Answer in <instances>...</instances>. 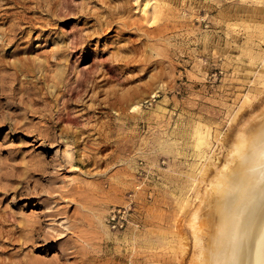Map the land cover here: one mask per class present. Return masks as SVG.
<instances>
[{"label": "rangeland", "instance_id": "1", "mask_svg": "<svg viewBox=\"0 0 264 264\" xmlns=\"http://www.w3.org/2000/svg\"><path fill=\"white\" fill-rule=\"evenodd\" d=\"M69 2L49 23L41 10L7 11L44 22L16 24L25 29L9 44L1 39L17 19L0 11V261L30 254L44 264H190L201 255L188 213L239 124L264 107V0ZM89 65L101 73V90L122 96L119 118L93 101L89 113L75 111L88 96L55 86L68 78L76 85ZM64 100L76 118L55 123ZM80 128L76 145L48 140ZM32 163L47 169L28 176Z\"/></svg>", "mask_w": 264, "mask_h": 264}, {"label": "bare ground", "instance_id": "2", "mask_svg": "<svg viewBox=\"0 0 264 264\" xmlns=\"http://www.w3.org/2000/svg\"><path fill=\"white\" fill-rule=\"evenodd\" d=\"M31 2H34L33 8L26 6V4ZM1 5L5 6L4 8L0 9V11L2 12L1 16H4L5 18L14 16V18L17 19V22H12L13 24H10L8 26L7 30H5L3 34V37L1 36L2 39L0 38L3 43L6 42L9 44L15 43L19 39V37H17V34H22L25 29V27L21 28L16 24L25 22L24 20H26V24L31 27L35 22H39L41 24L44 23L41 22V17H25V12L37 13L38 10H41L45 12V15L48 17L47 22L49 23L52 20L53 16L55 17L61 14L63 10L64 12L66 11V13H68L70 2L69 0H0V6ZM19 5L22 8L21 10L24 12L23 15L17 12L6 15L7 11L14 8L17 9V6ZM81 13L85 17V20L89 18L93 19V14L91 12ZM79 42L80 38L76 37L73 42H71V44ZM73 48L75 47L73 46ZM58 52L60 53V51ZM127 59L124 60L119 57L117 61L120 63L117 65L124 66V69L129 68L130 66L128 65ZM18 62L19 66H30L31 69L34 66H38V63L35 64L34 61L19 60ZM76 62L79 61L77 60ZM47 63L51 64L52 66L57 65L56 63H52L51 61H47L46 64ZM62 64H65V66L68 67L69 60H65V62ZM18 65L17 67H19ZM100 74L101 73L99 70L93 71L92 66L89 65L87 67L84 66L81 71L79 70L78 75L73 81L76 85L71 86L69 82L71 78L66 79V81H58L56 82V84L53 83V85L55 84V86H57L58 84L61 85L60 89H62L63 92L69 91L73 94L75 93L77 95H80V97L88 96V99L85 102L79 104L77 103L75 105L70 104L68 103V101L64 100L65 102H63L62 108L57 111L58 117L55 123L76 118L75 116L71 117V110L68 109L71 107V105H74L72 107L73 109H75L76 107H81V109L76 108L75 111L83 110L84 112L82 114L89 113V105L91 103H88L89 105H87V101L96 102V105L99 106V108L105 109V112L101 114H105L107 116L109 115V112L107 111L110 109L115 108L116 110L120 111L119 113H117L118 118L121 116V114H123V112L126 111H124L126 105L125 103H123V98H121L122 96L119 95L116 90H114L115 88L108 87V90H101V85H99V83L102 81V79L96 80V78ZM66 76L67 74L65 73V77ZM55 77H58L57 72L55 73ZM110 79V76L105 78L106 81H109ZM128 89L126 90L128 91ZM80 92L83 93L79 94ZM123 93L125 94L127 92L124 91ZM99 95H103V98L98 99L97 96ZM101 104H103V106H101ZM77 114L76 116H78ZM251 114L252 112L250 113V117L247 120L244 119V122L239 124V129L237 130L235 141L232 143L230 151L225 154L227 156L224 160V163L222 164V167L220 169H217L216 173L211 179H205L206 185L204 187L202 195L199 198L196 206H194L188 213L186 226L192 235L194 246L197 249V252L201 255L200 258L193 255L192 259L190 260V264H264V107L260 108L257 113L252 115ZM49 117L46 122H49L50 124L51 120ZM86 119L88 121L91 118L87 117ZM79 130V132H75L68 129H65L64 131L60 129L57 136L53 135V137L51 136L50 138H48V140H53L56 137L58 138L66 136L70 137L72 139V143L76 145L77 136L81 134L82 131H84L82 128H80ZM96 130L98 131V129ZM107 134H109V132ZM89 136L90 135L87 134V137ZM45 169H47L45 165H36L32 163L28 167H25L26 172L24 173H27L28 176H32V171L43 173ZM27 175L26 178L20 180L19 185H22L15 187V194H18L22 191L23 183L28 181L26 180ZM16 181L19 180L17 179ZM34 227L32 229H34ZM32 236L35 237V233H33ZM37 238H33L34 242L37 240ZM201 247H203V250H201ZM21 248L23 249V247ZM29 255L24 254L20 259L16 261H12L13 259H11V261L9 262L0 261V264H44L41 261H38V259L33 258V256L30 257ZM8 257H10V255Z\"/></svg>", "mask_w": 264, "mask_h": 264}]
</instances>
